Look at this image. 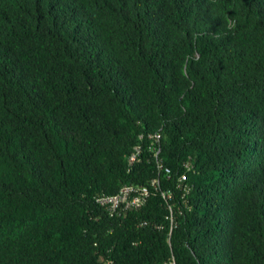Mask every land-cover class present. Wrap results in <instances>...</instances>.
Returning a JSON list of instances; mask_svg holds the SVG:
<instances>
[{"label": "trees", "instance_id": "trees-1", "mask_svg": "<svg viewBox=\"0 0 264 264\" xmlns=\"http://www.w3.org/2000/svg\"><path fill=\"white\" fill-rule=\"evenodd\" d=\"M170 262L264 264V0H0V264Z\"/></svg>", "mask_w": 264, "mask_h": 264}, {"label": "built area", "instance_id": "built-area-1", "mask_svg": "<svg viewBox=\"0 0 264 264\" xmlns=\"http://www.w3.org/2000/svg\"><path fill=\"white\" fill-rule=\"evenodd\" d=\"M154 138L158 140L160 138V134H156ZM139 153L140 149L137 148L136 152L130 157V163L137 159ZM148 191L149 190L146 186L135 187L134 185H126L120 190L118 194L102 197L99 199V201L101 204L107 205L112 212H115L121 208L128 209L140 206L146 200ZM168 264H175V262H170Z\"/></svg>", "mask_w": 264, "mask_h": 264}]
</instances>
